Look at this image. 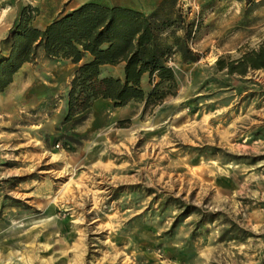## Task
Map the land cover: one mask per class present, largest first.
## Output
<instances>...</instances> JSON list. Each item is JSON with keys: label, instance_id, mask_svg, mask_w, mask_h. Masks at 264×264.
Returning <instances> with one entry per match:
<instances>
[{"label": "rangeland", "instance_id": "1", "mask_svg": "<svg viewBox=\"0 0 264 264\" xmlns=\"http://www.w3.org/2000/svg\"><path fill=\"white\" fill-rule=\"evenodd\" d=\"M26 7L35 28L60 16L0 0V62ZM159 16L175 85L156 105L100 100L66 122L77 67L41 50L0 93V264H264V72L215 65L264 48V0Z\"/></svg>", "mask_w": 264, "mask_h": 264}, {"label": "trees", "instance_id": "2", "mask_svg": "<svg viewBox=\"0 0 264 264\" xmlns=\"http://www.w3.org/2000/svg\"><path fill=\"white\" fill-rule=\"evenodd\" d=\"M168 0L151 15L123 8H106L88 3L59 18L44 29L32 23L38 14L35 8L22 10L20 20L10 35V55L0 62V93L11 83L12 76L30 63L41 50L45 57L70 61L79 65L74 72L68 94L66 122L85 113L96 101H109L121 107L131 101L160 103L174 87V74L167 67L171 48L162 43L170 24L160 19L159 12ZM186 61L196 58L180 51ZM123 64L122 78L102 77L104 66ZM215 65L229 75L244 76L248 70L264 72V48L244 53L234 61L219 58ZM147 75L153 88L146 97L141 88ZM156 80L158 82H156ZM155 82V83H154Z\"/></svg>", "mask_w": 264, "mask_h": 264}, {"label": "crops", "instance_id": "3", "mask_svg": "<svg viewBox=\"0 0 264 264\" xmlns=\"http://www.w3.org/2000/svg\"><path fill=\"white\" fill-rule=\"evenodd\" d=\"M163 2L164 0H57V3L60 5V9L56 10L55 13L57 14L60 12V16L57 17V15H55L52 18V21H50L48 24L44 26H36V27L42 30L51 22L64 17L65 15L73 12L74 10L88 3H95L106 8L116 7V8L128 9V10L140 12L145 16H149L153 14ZM90 59H91L90 56L86 55L83 61L80 62V64L83 62H87ZM79 65H73V66L78 67ZM106 67L109 66H104L103 68ZM117 67L123 70L124 65L120 64ZM120 78H122V73Z\"/></svg>", "mask_w": 264, "mask_h": 264}]
</instances>
